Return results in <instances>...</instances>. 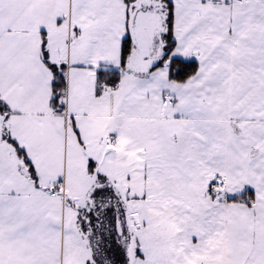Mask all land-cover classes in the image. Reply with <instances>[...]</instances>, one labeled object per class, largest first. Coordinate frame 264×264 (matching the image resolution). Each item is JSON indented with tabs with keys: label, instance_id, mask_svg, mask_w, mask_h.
<instances>
[{
	"label": "snow or ice",
	"instance_id": "obj_1",
	"mask_svg": "<svg viewBox=\"0 0 264 264\" xmlns=\"http://www.w3.org/2000/svg\"><path fill=\"white\" fill-rule=\"evenodd\" d=\"M0 264H264V0H0Z\"/></svg>",
	"mask_w": 264,
	"mask_h": 264
}]
</instances>
